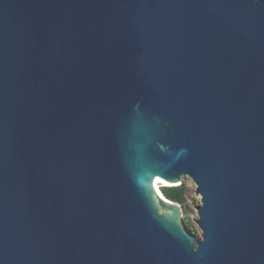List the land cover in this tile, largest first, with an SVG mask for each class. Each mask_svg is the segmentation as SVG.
Wrapping results in <instances>:
<instances>
[{
    "label": "water",
    "instance_id": "obj_1",
    "mask_svg": "<svg viewBox=\"0 0 264 264\" xmlns=\"http://www.w3.org/2000/svg\"><path fill=\"white\" fill-rule=\"evenodd\" d=\"M0 264H264V0H0Z\"/></svg>",
    "mask_w": 264,
    "mask_h": 264
},
{
    "label": "rangeland",
    "instance_id": "obj_2",
    "mask_svg": "<svg viewBox=\"0 0 264 264\" xmlns=\"http://www.w3.org/2000/svg\"><path fill=\"white\" fill-rule=\"evenodd\" d=\"M182 182L187 187V194H186V201L181 206L182 209V216H183V226L189 229V231L195 235L196 237L201 236L202 232L199 229L198 225L195 221L198 220V211L197 208L201 206V197L199 195L196 196V185L189 177H184ZM164 186V184L162 185ZM168 186V185H167ZM163 192L164 189L161 188Z\"/></svg>",
    "mask_w": 264,
    "mask_h": 264
},
{
    "label": "trees",
    "instance_id": "obj_3",
    "mask_svg": "<svg viewBox=\"0 0 264 264\" xmlns=\"http://www.w3.org/2000/svg\"><path fill=\"white\" fill-rule=\"evenodd\" d=\"M162 189H164L163 194L170 201L178 203L181 206L185 203L187 187L184 183L177 187L167 186V187H163Z\"/></svg>",
    "mask_w": 264,
    "mask_h": 264
},
{
    "label": "bare ground",
    "instance_id": "obj_4",
    "mask_svg": "<svg viewBox=\"0 0 264 264\" xmlns=\"http://www.w3.org/2000/svg\"><path fill=\"white\" fill-rule=\"evenodd\" d=\"M162 185H163V183H158L157 184V188L159 189V192L161 193V195H163V193L161 191ZM164 186H165V184H164Z\"/></svg>",
    "mask_w": 264,
    "mask_h": 264
}]
</instances>
